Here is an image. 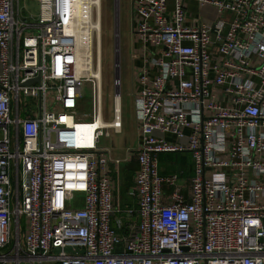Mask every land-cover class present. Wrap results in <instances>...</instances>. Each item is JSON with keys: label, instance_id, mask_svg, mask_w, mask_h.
<instances>
[{"label": "built area", "instance_id": "obj_1", "mask_svg": "<svg viewBox=\"0 0 264 264\" xmlns=\"http://www.w3.org/2000/svg\"><path fill=\"white\" fill-rule=\"evenodd\" d=\"M35 1L27 21L0 0V264H264V0L131 1L125 208L110 172L127 159L99 147L123 126L119 78L102 114V0ZM164 153L190 155L186 191Z\"/></svg>", "mask_w": 264, "mask_h": 264}, {"label": "rangeland", "instance_id": "obj_2", "mask_svg": "<svg viewBox=\"0 0 264 264\" xmlns=\"http://www.w3.org/2000/svg\"><path fill=\"white\" fill-rule=\"evenodd\" d=\"M131 1L132 0H121L118 16L117 12L114 13L112 0H102V34L100 37V72L102 75L103 88L102 114L105 123H111L113 109L112 99L116 91L113 86V80L115 79L114 55L116 46V48H118L117 55L119 56L118 77L121 82V86L117 91L120 93L122 100L123 126L121 132L118 134L108 129V136L100 138L99 147L110 151L116 158L125 156V153L135 149L136 142L138 144V129L134 114V96L136 93L135 69L131 58V50L135 40L131 32ZM167 6L169 10H171V0H168ZM188 6L191 13L197 11L194 4H188ZM20 7H23L20 11V18L30 21L29 16L32 14V9L34 8L37 10L38 3L35 0H20ZM188 18L191 19L192 16ZM115 29H117L116 32ZM82 97L80 109L84 113H89L91 89L88 84H85L82 89ZM20 106L23 107L22 104H20ZM23 115L24 113L21 112L20 117H23ZM159 168L164 170L166 175L177 174L179 180H184L187 184L192 174V160L188 153L161 154L159 155ZM107 170H111V167H107ZM120 170L123 172L121 175L122 179L118 186L119 204L123 208L125 205L131 204L129 199L124 200L122 198V193L127 189L129 179L132 173H134L135 166L131 163H124L120 166ZM114 173L115 170L113 173L110 172V175L114 176ZM131 206L134 207V203ZM20 223L22 227L24 223L22 218H20ZM11 246L12 243L9 246L10 249Z\"/></svg>", "mask_w": 264, "mask_h": 264}, {"label": "crops", "instance_id": "obj_3", "mask_svg": "<svg viewBox=\"0 0 264 264\" xmlns=\"http://www.w3.org/2000/svg\"><path fill=\"white\" fill-rule=\"evenodd\" d=\"M190 4H193V3H190ZM137 129H138V128H137ZM136 147H137V142H136ZM136 147H135V149H136ZM135 149H132L131 152L134 151ZM124 155H125V156H123V157L121 156V158H126V159H127V163H131V164H133V165L135 166V169H136V164H135V160H134V154H133V153H127V154L125 153ZM111 170H112V169H111ZM160 171H161V173H162V170H161V169H160ZM122 172H123V171H121V170L119 169V170L115 171L114 176H112V178L114 179V183H115V185H116L115 201H118V203H119V189H118V186H119V182H120V180L122 179V177H121ZM134 172H135V170H134ZM112 173H113V172H112ZM191 173H192V170H191ZM191 176H192V174H191ZM191 176H190V177H191ZM133 180H134V173H132V176H131L130 179H129L127 189H125V191H123V193H122V198H123L124 200L129 199L131 204H129V205H125L123 208H125V207H132L131 205H132L133 203H134V206H135V202H134V200L131 199V198L129 197V195H128L130 188H132ZM187 183H188V182H187ZM180 186L182 187V189H183L184 191H186V189H187V184H186V182H184V180H180ZM119 205H120V204H119Z\"/></svg>", "mask_w": 264, "mask_h": 264}, {"label": "water", "instance_id": "obj_4", "mask_svg": "<svg viewBox=\"0 0 264 264\" xmlns=\"http://www.w3.org/2000/svg\"><path fill=\"white\" fill-rule=\"evenodd\" d=\"M117 31V29H115V32ZM117 52H118V48H116L115 46V55H114V66H115V79H118V71H119V56L117 55ZM33 81H28L26 84H31ZM36 82H38V79H36ZM64 252H67V253H77V254H82L83 251L82 250H78L76 249L75 251H73L70 247H66L63 249ZM60 252V249L57 248V249H54V253H59Z\"/></svg>", "mask_w": 264, "mask_h": 264}, {"label": "bare ground", "instance_id": "obj_5", "mask_svg": "<svg viewBox=\"0 0 264 264\" xmlns=\"http://www.w3.org/2000/svg\"><path fill=\"white\" fill-rule=\"evenodd\" d=\"M96 3H97V1H96ZM74 8H76V7H74ZM81 11H82V9L80 10V12H79V15H87L88 13H89V7H87V8H85L83 11H82V13H81ZM74 12H75V14L78 12V10H74ZM93 26H94V28L96 29V31H99L100 30V26H99V23L98 22H95L94 24H93ZM101 73V72H100ZM90 75H92L94 78L96 77H98L99 76V74H98V72L97 71H91L90 72ZM109 127L110 126H107L106 128L107 129H109Z\"/></svg>", "mask_w": 264, "mask_h": 264}, {"label": "flooded vegetation", "instance_id": "obj_6", "mask_svg": "<svg viewBox=\"0 0 264 264\" xmlns=\"http://www.w3.org/2000/svg\"><path fill=\"white\" fill-rule=\"evenodd\" d=\"M120 4H121V0H112L114 13L117 12L118 16H119V11H120Z\"/></svg>", "mask_w": 264, "mask_h": 264}, {"label": "trees", "instance_id": "obj_7", "mask_svg": "<svg viewBox=\"0 0 264 264\" xmlns=\"http://www.w3.org/2000/svg\"><path fill=\"white\" fill-rule=\"evenodd\" d=\"M164 154H176V153H164ZM161 155V154H160ZM163 156V155H162ZM162 156H161V158H162ZM160 158V159H161ZM158 160H159V157H158ZM161 174H163V175H166V172L164 171V170H162V173ZM19 225H20V232H21V230H22V227H21V223L19 222Z\"/></svg>", "mask_w": 264, "mask_h": 264}]
</instances>
